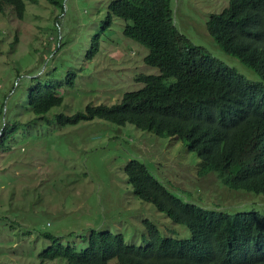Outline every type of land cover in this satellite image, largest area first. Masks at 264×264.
I'll return each instance as SVG.
<instances>
[{
  "label": "rangeland",
  "instance_id": "rangeland-1",
  "mask_svg": "<svg viewBox=\"0 0 264 264\" xmlns=\"http://www.w3.org/2000/svg\"><path fill=\"white\" fill-rule=\"evenodd\" d=\"M111 1L26 2L21 19L9 5L0 10V264H64L63 258L42 262L39 253L51 241L80 248L92 230L138 242L143 219L161 234L190 238L184 225L133 194L123 171L130 159L142 161L173 193L209 212L264 215V194L231 190L216 173L199 176L200 159L181 139L99 118L57 124L59 112L118 103L124 92L143 86L135 80L138 74H158L144 62L148 49L124 36L126 21L111 16L105 25ZM228 2L171 0L174 24L209 56L258 81L205 28L209 15ZM39 83L57 85L63 102L30 124L36 116L27 108V92Z\"/></svg>",
  "mask_w": 264,
  "mask_h": 264
},
{
  "label": "trees",
  "instance_id": "trees-1",
  "mask_svg": "<svg viewBox=\"0 0 264 264\" xmlns=\"http://www.w3.org/2000/svg\"><path fill=\"white\" fill-rule=\"evenodd\" d=\"M26 2L36 0H0V10L9 5L21 19ZM111 16L126 21L124 36L148 49L144 62L158 74H138L135 80L143 86L124 92L118 103L59 112L57 124L99 118L176 137L200 159L199 176L216 173L231 190L264 194V0H229L205 21L218 47L254 71L258 81L209 56L205 47L181 33L171 0H112L105 25ZM92 52H97V43ZM73 77L67 76L68 83ZM169 78L173 80L167 82ZM26 100L36 116L31 124L61 105L63 94L57 85L39 83L29 89ZM123 171L133 194L184 225L190 238L161 234L155 223L143 219L138 242H126L122 233L92 230L80 248L51 241L39 253L42 262L63 258L64 264H264L263 214L209 212L173 193L138 159L128 160Z\"/></svg>",
  "mask_w": 264,
  "mask_h": 264
}]
</instances>
